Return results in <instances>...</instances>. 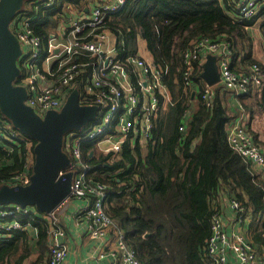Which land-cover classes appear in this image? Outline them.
Listing matches in <instances>:
<instances>
[{"label": "trees", "instance_id": "16d2710c", "mask_svg": "<svg viewBox=\"0 0 264 264\" xmlns=\"http://www.w3.org/2000/svg\"><path fill=\"white\" fill-rule=\"evenodd\" d=\"M258 1L261 6L254 17L238 20L228 13L227 0H127L106 22L118 37L116 46L121 57L138 51L141 28L156 62L169 67L164 79L173 101L166 109L159 107L150 139L142 142L137 138L133 145L127 141L118 153L94 152L91 156L97 139H85L81 145L83 160L91 164L89 177L108 186L106 211L125 232L127 244L136 250L142 264H211L206 246L213 214H222L223 198L229 193L252 212L249 238L257 246L264 244V175L228 141L229 128L242 111L247 127L257 120L258 107L264 111V77L261 84L250 85L245 93L219 86L210 105L201 97L200 59L194 61L191 84L186 85L183 79L184 52L202 36L229 39L236 70L245 60L250 68L260 65L264 73V64L253 57L249 35V27L259 24L264 39V0ZM91 2L54 0L47 4L26 0L13 22L18 16L29 17L34 32L46 41L67 16L82 12ZM192 90H196L195 96ZM228 94L239 99V113L231 110ZM182 124L184 129H180ZM12 127L20 140L0 141V180L5 182L17 174L31 173L34 162L35 141ZM253 137L258 144L264 142L256 134ZM64 149L73 161L67 137ZM27 207L32 208L29 215L16 212L4 219L22 222L25 228L0 238V264H24L33 243L39 255L32 264H46L50 238H56L55 228L47 218L48 212ZM111 232L115 235L116 229Z\"/></svg>", "mask_w": 264, "mask_h": 264}, {"label": "built area", "instance_id": "2783aa9c", "mask_svg": "<svg viewBox=\"0 0 264 264\" xmlns=\"http://www.w3.org/2000/svg\"><path fill=\"white\" fill-rule=\"evenodd\" d=\"M38 1L51 4L54 0ZM126 2L92 0L89 7L85 6L88 11L84 8L82 12L71 13L46 41L34 32L29 17L18 16L13 22V29L24 46L19 83L27 88L28 104L44 115L48 109H60L71 90L78 86L81 102L99 107L98 115L84 130L71 131L65 136L74 158L69 169H73L75 175L71 195L59 205L63 207L72 203L71 198L84 200L71 214L78 222L85 223L89 236L98 241L99 249L95 256L98 264L142 262L136 250L127 244L125 232L106 211L108 186L89 177L91 164L82 158V141L97 139L95 149L89 152L91 156L95 150L118 153L125 142L133 143L137 138L148 140L152 137L154 118L159 107L166 109L173 101L172 92L164 79L169 72L168 65L156 62L153 55L141 48L125 57L118 53L116 37L106 27V22ZM227 2L230 7L228 13L238 20L251 19L259 11L258 0ZM141 36L144 38L142 32ZM208 54L216 55L219 66L218 82H205L201 90V97L209 105L219 84L235 93H245L250 85H258L263 81L264 73L258 64L247 71L232 67V42L229 39L202 36L193 40L183 55V79L186 85L191 84L194 61L200 59L204 62ZM242 118L239 116L232 122L228 133L229 144L251 160L253 166L261 169L264 175V148L254 140ZM180 129H184L183 124ZM1 140L17 143L20 135L0 112ZM30 174H17L8 183L27 184ZM4 182L0 180V185ZM226 202L231 210L228 221L222 214H213L206 246L208 259L212 264H264V244L257 246L245 232L229 228L231 221L242 222L247 219L249 211L234 195L226 197ZM56 209L47 215L54 225L57 238L50 244L46 264H66L68 253L65 231ZM30 210L19 204H12L9 208L0 207V238L10 237L13 231L25 228L22 222H7L4 219L16 212L29 215ZM112 228L116 229L113 236Z\"/></svg>", "mask_w": 264, "mask_h": 264}, {"label": "water", "instance_id": "95a60500", "mask_svg": "<svg viewBox=\"0 0 264 264\" xmlns=\"http://www.w3.org/2000/svg\"><path fill=\"white\" fill-rule=\"evenodd\" d=\"M25 1L0 0V112L35 141L34 162L27 184L4 182L0 185V205H31L49 213L71 195L75 171L69 169L72 159L64 149L65 136L95 119L99 107L82 103L78 86L71 90L60 109H48L44 115L27 103V88L18 81L24 46L12 27ZM203 68L202 77L206 82H218L216 55L208 54ZM195 93L193 90L192 96Z\"/></svg>", "mask_w": 264, "mask_h": 264}, {"label": "crops", "instance_id": "0c3cea01", "mask_svg": "<svg viewBox=\"0 0 264 264\" xmlns=\"http://www.w3.org/2000/svg\"><path fill=\"white\" fill-rule=\"evenodd\" d=\"M233 1L237 2L238 0H233ZM260 6H261V3H259L258 10H259ZM254 25L259 26V24H254ZM245 27L247 28L248 26H245ZM249 28H250L249 30H251L252 26ZM110 32L116 37V41H115V46H116L118 37L111 30H110ZM249 35L251 36L250 41L252 43L253 57L256 58L257 60H260L264 64V39L260 33V28H258L257 33L252 31V32H250ZM144 43L146 44V41H144ZM116 48H117V46H116ZM147 51H149V50L147 49ZM149 53L151 54L150 51H149ZM244 61L245 60H243V62H241L239 64L240 65V69H238L239 71H247L250 69L251 65L249 64V62H244ZM232 63H233V56H232ZM242 63L245 64L247 68L245 66L243 67ZM216 66H217V70L219 73V66L217 64V58H216ZM202 72H203V70H202ZM205 82L206 81L203 78V85L205 84ZM221 85L222 84H219L217 86V88ZM228 96H229L228 104H229L231 110L234 113H239L240 110L242 109L239 106V99L237 97H231V94H228ZM242 112L237 117H239V116L243 117L242 119H244V121L246 122L247 117ZM258 122H261V121L260 120H254V122L251 125V129L256 133V135H258V137L261 140H264V129L262 128L261 125L258 124ZM249 126H248V128H249ZM141 141L144 142L147 140L141 139ZM134 142L131 143V145H133ZM254 169L257 171H260V169H258L256 166L254 167ZM90 171H89V173H90ZM228 196H233V193H229ZM223 200H225V201L222 204L221 213H222V216L224 217V219L226 221H228L227 218H228V216H230L231 210L227 205L226 196L223 198ZM83 202H84V200L75 199L73 201L72 206L70 208H68L66 211H64L65 213L63 212V217L61 216V226L63 227V229L65 231V241L68 245V254L66 257V264H98V262L95 259L96 253L99 249L98 241L93 239L91 236H89L87 229H86V224L78 222L77 220L74 219V217L71 214L72 213L71 211L73 209H75L77 206L81 205ZM248 215H249V217L247 219H245L244 221L242 220V222L241 221L236 222L235 220L231 221L229 223V228H234L235 230H241V231L245 232L246 234L250 235V233L252 231V224H253L252 212L249 213ZM30 229H33V228H30ZM56 238L52 236L50 238V244L55 242ZM34 242H35V240H34ZM50 244H49V246H50ZM31 250H32V253L27 258V260L24 262V264H32L34 261H36L38 255H39V252L35 248L34 243L31 247ZM43 261H45V257H44ZM210 263H211V261H210Z\"/></svg>", "mask_w": 264, "mask_h": 264}, {"label": "rangeland", "instance_id": "374dc122", "mask_svg": "<svg viewBox=\"0 0 264 264\" xmlns=\"http://www.w3.org/2000/svg\"><path fill=\"white\" fill-rule=\"evenodd\" d=\"M73 11H75V9H72ZM259 26L258 25H252V29L249 30L250 32L254 31L255 33H257V30H258ZM140 32V47L145 53H148L149 51H147L148 47H147V44L144 43L145 39L141 36V31L139 30ZM143 44L146 46V48L143 46ZM149 50V49H148ZM257 109V106L255 107ZM257 116L255 117L257 120H260L261 122H258L259 125L262 126V128L264 129V111H262L259 107H258V110H257ZM247 124V123H246ZM245 124V125H246ZM247 129L250 131V133L253 135H255L256 133L251 129V126H249V128L247 127ZM261 143V144H260ZM259 144L262 146V144H264L263 141L259 142ZM263 147V146H262ZM95 149V147L93 148V150ZM98 152H101V151H98V150H95V154L98 153ZM73 202L72 203H67L66 206H58L57 209H56V213H58V216H59V221L61 220V216L63 217V212L68 208H70L72 206ZM31 208V207H29ZM32 209V208H31ZM65 213V212H64ZM1 223V222H0Z\"/></svg>", "mask_w": 264, "mask_h": 264}]
</instances>
